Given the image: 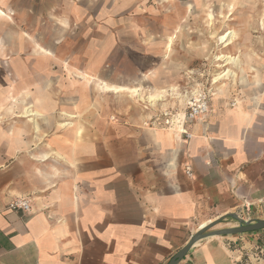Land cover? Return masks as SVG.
<instances>
[{"label":"crops","instance_id":"0c3cea01","mask_svg":"<svg viewBox=\"0 0 264 264\" xmlns=\"http://www.w3.org/2000/svg\"><path fill=\"white\" fill-rule=\"evenodd\" d=\"M111 2L0 0V264H166L203 225L264 219L258 24L219 20L216 32L240 38L215 43L239 62L188 121L179 93L205 74L192 65L193 30L165 18L151 31L141 7ZM74 28L79 38H62ZM69 46L80 54L47 49ZM15 198L30 210H9ZM239 263L264 264V229L206 236L177 264Z\"/></svg>","mask_w":264,"mask_h":264},{"label":"rangeland","instance_id":"374dc122","mask_svg":"<svg viewBox=\"0 0 264 264\" xmlns=\"http://www.w3.org/2000/svg\"><path fill=\"white\" fill-rule=\"evenodd\" d=\"M111 5L129 8L138 6L141 7V15L139 16L141 19V24L147 25L146 27L151 31L154 29V22H160L159 19L165 18L180 23L183 30L184 28H187L188 30L191 28L193 30L192 38L191 36L188 37L187 45L189 44L194 52L195 59L192 65L200 71L205 72V74L202 73V77L196 75L197 73H194V85L204 86L207 84V80L211 81L212 79H215L219 73L226 71L225 68L231 67V64L224 65L223 58L218 59L220 55L226 53L223 49L219 48L221 45L224 48V44L218 42V36L233 30H231L232 28L228 26L226 27V29H229L228 31L223 32V29L220 30L219 33L216 32L219 28V20L228 21L229 19L231 20L237 18L238 21L243 23H257L259 30H253V35H256V38L258 37L259 39L264 38V0H112ZM156 8H160L162 12H171L169 10H174L172 12L176 13L171 15H157L155 14V12H157L155 11ZM208 9H211L213 12H208ZM224 9L225 12L231 11L232 15H221L220 12H222ZM236 12L237 14L234 15ZM130 17L137 18L138 16L131 15ZM203 27L215 31L210 32L209 30V32H204ZM182 32L183 31H181V33ZM37 34L40 38L45 36L44 32L41 31L37 32ZM80 34L81 32L79 33V29L77 30V28H74L72 30H67V33L64 32L62 34V38H79ZM209 35L212 38H210ZM172 36L175 37L174 35ZM235 38H240L237 32L235 34ZM149 39L150 43H153V36H151ZM215 41L217 44L221 45H217ZM47 49H49L51 52L53 50L52 53L56 55L80 54V48L70 46L62 48L50 47ZM224 55L226 56V54ZM228 56L232 57L233 54L229 53ZM233 57L237 58V56ZM127 98L129 100L130 108L141 107V101H136V97L131 98L128 95Z\"/></svg>","mask_w":264,"mask_h":264},{"label":"built area","instance_id":"2783aa9c","mask_svg":"<svg viewBox=\"0 0 264 264\" xmlns=\"http://www.w3.org/2000/svg\"><path fill=\"white\" fill-rule=\"evenodd\" d=\"M214 84L215 81L214 79H212L209 85L206 84L201 87L183 90L182 93H179L181 98H183L184 100V105L186 108V119L188 121L201 118L209 112L211 100L216 94V90L213 87ZM162 117L164 124L168 125L170 123L169 111L167 110L162 112ZM182 133H184L187 138L191 136V134L186 132L184 129L182 130ZM185 173L187 176L192 177V171L189 166L185 167ZM8 209H20L28 212L30 210V205L28 200L25 198H15L8 204Z\"/></svg>","mask_w":264,"mask_h":264},{"label":"water","instance_id":"95a60500","mask_svg":"<svg viewBox=\"0 0 264 264\" xmlns=\"http://www.w3.org/2000/svg\"><path fill=\"white\" fill-rule=\"evenodd\" d=\"M231 217L237 220L238 225L234 227H227L221 229H215L207 231L218 221L211 222L202 226L197 232H195L188 242L180 248L166 264H177L189 251V249L200 239L209 236V235H229V234H241L246 232H253L257 230L264 229V219L256 220H243L236 214H229Z\"/></svg>","mask_w":264,"mask_h":264},{"label":"bare ground","instance_id":"6f19581e","mask_svg":"<svg viewBox=\"0 0 264 264\" xmlns=\"http://www.w3.org/2000/svg\"><path fill=\"white\" fill-rule=\"evenodd\" d=\"M233 3V2H232ZM232 3H230V4H232ZM213 19V18H212ZM235 34L236 33H234L233 31H228L226 34H220L219 36H218V42H220V43H223L224 45V47H227V46H229V45H231L232 43H233V41H234V38H235ZM170 45H171V43L169 42L168 44H167V46H166V51H169L170 50ZM220 48V47H219ZM221 58H223V61H225V63H224V65H227V64H231V65H233V66H236V64H237V62H238V59L237 58H235V57H231V56H228V55H224V54H222V55H220L219 57H218V59H221ZM232 66V67H233ZM226 69V71H223L222 73H219L218 74V76H216V79H221L222 77H224L225 75L227 76V75H229V76H234L235 75V73L233 72V70H232V68H225ZM104 85L106 86V84H105V82H104ZM102 87V86H101ZM110 87V86H109ZM112 87V86H111ZM105 88V87H104ZM108 88V87H107ZM113 88V90H115V91H118V92H123V91H130V92H132V94L134 95V96H139V93H138V89L137 88H127V87H124V86H113L112 87ZM105 90V89H104ZM110 90V89H109ZM143 94V93H142ZM141 95V94H140ZM145 95V94H144ZM158 95V94H157ZM160 95V94H159ZM158 95V96H159ZM150 97H152V96H150ZM147 98V97H146ZM143 99V98H142ZM159 99H160V97H159ZM150 100H152V99H150ZM156 100V99H155ZM153 101V100H152ZM151 102V101H150ZM153 103H154V101H153ZM29 112H31L30 110H29ZM35 112V111H34ZM34 112H31L32 114H36V113H34ZM204 226V225H203Z\"/></svg>","mask_w":264,"mask_h":264}]
</instances>
